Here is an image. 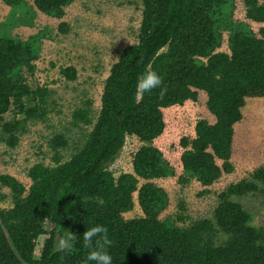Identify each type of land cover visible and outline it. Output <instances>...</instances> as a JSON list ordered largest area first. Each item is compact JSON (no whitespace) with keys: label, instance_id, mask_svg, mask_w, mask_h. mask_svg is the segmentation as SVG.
<instances>
[{"label":"trees","instance_id":"trees-1","mask_svg":"<svg viewBox=\"0 0 264 264\" xmlns=\"http://www.w3.org/2000/svg\"><path fill=\"white\" fill-rule=\"evenodd\" d=\"M3 1L14 13H27L24 0ZM72 2L35 0V6L62 18L63 8ZM244 4L246 19L264 24V0ZM232 6L233 0H143L139 43L127 48L111 69L96 120L92 102L73 113L75 128L91 127L81 147L62 162L68 140L55 135L48 146L56 164L34 165L28 172L29 189L11 175H0V187L11 191L13 202V208L0 212V264H91L87 256L95 245L84 247L82 235L96 225L107 229L113 264H264V234L248 225L250 214L231 200L264 193V163L249 180L219 196L215 220L229 235L225 242L213 241L212 226H178L187 219L182 215L162 221L168 196L151 182L175 174L153 146L166 128L163 110L196 102L199 92L208 96L207 108L216 121L200 120L195 138L181 140V183L195 180L209 187L233 170L234 126L243 118L247 99L264 98V29L258 37L246 23L233 22ZM14 23L10 17L0 28V120L11 107L22 115L21 121L1 127L0 142L12 147L17 134L26 133L25 125L45 122L51 111V91L32 90L23 77L25 69L33 70L41 33L27 42L17 40L7 35ZM223 31L230 32V53L218 52ZM145 71L163 78V91L157 88L138 97L137 78ZM62 73L76 79L73 69ZM29 99L33 106L27 105ZM128 137H137L144 146L134 155L133 174L115 177L109 168ZM217 160L223 161L222 167ZM141 180L146 183L139 188ZM136 193L144 216L125 220L123 215L135 207ZM67 231L76 240L70 251H59L56 239Z\"/></svg>","mask_w":264,"mask_h":264},{"label":"rangeland","instance_id":"rangeland-1","mask_svg":"<svg viewBox=\"0 0 264 264\" xmlns=\"http://www.w3.org/2000/svg\"><path fill=\"white\" fill-rule=\"evenodd\" d=\"M24 1L27 9L25 14L20 11L14 13L10 6L0 0V28L13 17L15 23L9 26L8 36L27 42L43 34L38 38L37 58L31 62L33 70L25 69L23 77L32 90L40 87L51 91V111L45 122L31 121L25 125L27 131L23 135L17 134L14 147L0 142V175H11L29 189L31 181L28 172L34 165L53 167L56 164L54 152L48 146L55 135H64L68 140V149L62 152V162L69 160L83 144L85 131H90L91 127L84 130L75 128L72 125L73 113L83 104L92 102V117L96 120L102 108L101 98L111 69L127 48L139 43L143 0H73L63 8L62 18L39 11L35 0ZM244 2L233 0L232 20L246 23L260 37L259 31L264 29V24L246 19ZM229 34V31L221 33L222 47L218 52L230 53ZM66 69H73L76 79H68L62 73ZM207 101L206 93L199 92L196 102L187 101L183 106L163 110L166 128L153 142V146L162 153L175 174L151 182L168 196V207L159 216L162 221H174L177 215H182L187 219L179 222L178 226L187 228L199 224L205 229L212 226L215 231L213 241L225 242L229 235L215 220L219 196L231 185L249 180L251 174L264 163V98L247 99L242 109L243 118L234 126L230 159L233 170L223 172L221 178L209 187H203L195 180L183 184L180 177L183 175L181 157L184 150L180 143L184 138H195V127L200 120L215 123V117L208 111ZM26 103L28 106L34 105L32 99ZM2 119L0 133L3 123L21 121L22 115H18L17 110L11 107ZM143 146L144 143L137 137L127 138L125 147L109 168L115 177L133 174L134 155ZM217 164L222 167L223 161L217 160ZM145 183L141 180L139 188ZM134 200V209L123 215L125 220L144 216L137 193ZM231 200L250 214L248 225L264 234V193L250 192L245 196L232 197ZM11 208V191L0 187V212Z\"/></svg>","mask_w":264,"mask_h":264},{"label":"clouds","instance_id":"clouds-1","mask_svg":"<svg viewBox=\"0 0 264 264\" xmlns=\"http://www.w3.org/2000/svg\"><path fill=\"white\" fill-rule=\"evenodd\" d=\"M163 78L156 71H145L137 78L136 94L142 97L145 93L151 92L157 88H162ZM83 245L86 248H95L88 253L87 261L91 264H113V258L107 248L111 244L108 238L107 229L101 225H96L84 231ZM76 235L71 231L65 232L58 237L57 248L59 251H70L73 247Z\"/></svg>","mask_w":264,"mask_h":264}]
</instances>
